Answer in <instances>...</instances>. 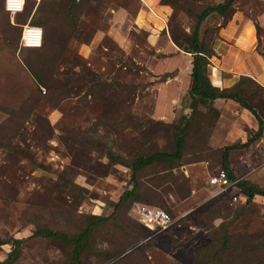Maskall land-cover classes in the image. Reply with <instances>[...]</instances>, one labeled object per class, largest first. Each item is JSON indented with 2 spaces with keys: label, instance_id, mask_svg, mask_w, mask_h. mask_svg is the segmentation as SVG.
<instances>
[{
  "label": "rangeland",
  "instance_id": "rangeland-1",
  "mask_svg": "<svg viewBox=\"0 0 264 264\" xmlns=\"http://www.w3.org/2000/svg\"><path fill=\"white\" fill-rule=\"evenodd\" d=\"M225 1L27 0L14 16L0 0V263L23 239L16 264H75L73 246L36 230L76 235L104 217L83 264H212L221 248L225 264H264V197L231 204L208 185L225 148L246 143L258 122L232 101L193 109L192 57L170 34H189L196 14ZM223 21L212 16L202 27L215 53L208 76L221 90L240 82L264 120V0H237L220 29ZM33 23L43 31L39 48L22 41ZM184 116L182 160L139 171V202L116 209L134 187L128 166L173 153ZM228 168L234 180L264 189V135L232 151ZM141 206L164 210L173 224L151 230Z\"/></svg>",
  "mask_w": 264,
  "mask_h": 264
},
{
  "label": "trees",
  "instance_id": "trees-1",
  "mask_svg": "<svg viewBox=\"0 0 264 264\" xmlns=\"http://www.w3.org/2000/svg\"><path fill=\"white\" fill-rule=\"evenodd\" d=\"M169 1H167L168 3ZM237 0H226L223 3H219L213 6H206L202 11H200L195 16V24L192 31L189 34H181L174 29L170 30V34L175 45L184 53L190 54L192 57V69H191V85L189 90V97L192 101L193 109H197L200 106L210 107L213 111L212 105L218 100L232 101L238 104L242 109L248 111L252 114L257 122V131L248 139L244 144L237 143L232 146H228L224 150L222 167L228 172L230 180H234L233 175L229 171V154L232 151L239 150L242 148H249L256 142L262 139L264 135V120L259 116L257 110L250 104L242 94L240 82L236 84L235 89H223L216 87L210 77L208 76V70L211 65V59L214 57L215 53L212 47H210L205 41V34L202 33V27L206 23L207 19L212 16H218L224 21L219 27L223 28L227 21L232 17L234 13V5ZM174 5V2H170ZM41 7V6H40ZM40 7L37 8L35 15L39 11ZM34 15V16H35ZM34 26H38L33 23ZM40 26V24H39ZM34 78L39 86L45 85L43 82L42 74L34 73ZM243 78L242 80H245ZM250 80V79H249ZM190 119L186 116L182 117L179 127H177V135L175 139V151L171 154L167 153H154L146 157L136 158L128 167L132 169V179L134 182V187L126 191L121 197L116 209L119 208L124 202L129 199L134 203L139 202L136 195L139 188V183L137 180V173L146 167L152 166L156 163L169 162V163H179L183 158V152L185 147V136L189 130ZM111 160H115V157L110 155ZM120 163L124 166L128 165L126 161L120 159ZM237 190L240 195L246 197L247 201H251L256 196L264 197V189H260L250 185L248 182H238ZM224 199V198H223ZM229 203L234 202L229 199ZM235 204V203H234ZM95 222L88 225L87 228L79 234L71 235L63 232L52 231L48 229H37L34 236L47 238L55 242H61L73 246V259L75 264H83L82 252L85 249L86 243L91 235V231L97 225L106 223L108 218L104 217H93ZM229 237L223 233V246L227 245ZM25 240L15 239L12 242V249L8 254L7 258L0 264H16L22 256V248ZM207 258V257H206ZM212 259V264H225L227 261L224 257V249L216 250L213 256L209 257ZM207 264V263H206Z\"/></svg>",
  "mask_w": 264,
  "mask_h": 264
},
{
  "label": "built area",
  "instance_id": "built-area-1",
  "mask_svg": "<svg viewBox=\"0 0 264 264\" xmlns=\"http://www.w3.org/2000/svg\"><path fill=\"white\" fill-rule=\"evenodd\" d=\"M27 0H5V9L11 15H18L25 10ZM22 41L26 47L39 48L43 43V31L40 27L33 25L24 26ZM237 180H230L225 169H219L209 177L208 184L217 190L218 195L230 194L233 202H236L240 195L237 190ZM139 216L142 223L153 231L164 232L173 224L171 216L162 209L148 206H141Z\"/></svg>",
  "mask_w": 264,
  "mask_h": 264
},
{
  "label": "crops",
  "instance_id": "crops-1",
  "mask_svg": "<svg viewBox=\"0 0 264 264\" xmlns=\"http://www.w3.org/2000/svg\"><path fill=\"white\" fill-rule=\"evenodd\" d=\"M248 35L249 36H252L253 35V31L251 30V31H249V33H248ZM261 78H263V77H261ZM264 80V79H263ZM209 185V184H208ZM210 186V185H209ZM211 187V186H210ZM211 188H213V187H211ZM213 189H215V188H213ZM215 192H217V190H215Z\"/></svg>",
  "mask_w": 264,
  "mask_h": 264
}]
</instances>
